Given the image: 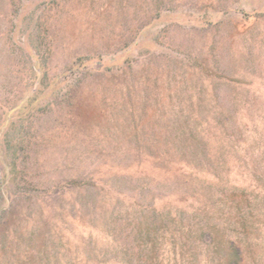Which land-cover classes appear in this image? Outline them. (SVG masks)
I'll use <instances>...</instances> for the list:
<instances>
[{
	"label": "rangeland",
	"instance_id": "obj_1",
	"mask_svg": "<svg viewBox=\"0 0 264 264\" xmlns=\"http://www.w3.org/2000/svg\"><path fill=\"white\" fill-rule=\"evenodd\" d=\"M135 107L141 137L185 116L191 123L207 122V138L216 140L205 150L225 144L217 142L225 130L235 141L234 148L212 154L233 163L226 178L246 190L226 183L217 197L190 202V209L167 219L170 242L179 240L174 219L184 227L193 223L199 234V217L216 212L218 223L208 218L207 227L218 243L227 247L234 241L245 250L237 264H264V148L247 141L242 115L250 114L258 130L257 113L264 114V0H0V191L6 195L0 213L7 209L0 219V264H66L85 247L108 242L96 226L97 215L75 202L87 185L85 173H106L117 144L137 145L125 126ZM189 152L182 150L196 156ZM207 162L210 169L216 160ZM14 163L26 166L20 190L8 174ZM101 164V170L93 169ZM159 182L150 191L136 183L143 191L133 203L145 212L133 211L136 220L129 210L127 236L119 244L131 246L133 225L147 233L153 228L156 235L169 210L163 209ZM42 206L51 211L48 241V227L32 220ZM195 235L191 231L184 243L191 245ZM95 260L89 264H112L110 255Z\"/></svg>",
	"mask_w": 264,
	"mask_h": 264
},
{
	"label": "trees",
	"instance_id": "obj_2",
	"mask_svg": "<svg viewBox=\"0 0 264 264\" xmlns=\"http://www.w3.org/2000/svg\"><path fill=\"white\" fill-rule=\"evenodd\" d=\"M206 14L207 12H205L202 17L208 16V14ZM203 27V29H208L205 28V26ZM202 57V55L201 57L196 56L195 59L200 60ZM206 60L212 63L211 58H207ZM133 93L135 95L137 90H133ZM145 110L146 108L143 106L142 112ZM136 111L137 108L135 107V112L131 110L132 115H130L131 112H129L130 114L125 117L127 118L125 119V126H128L130 131L133 132L129 138L131 139V142L133 140L136 141L137 145L128 144L120 146V144H117L119 145L117 148H119L114 150L111 154V156L115 158V163H108L106 165L107 167H110L106 170V173L104 171L103 173H98V175L97 171L94 170L85 173V178L83 179L87 180V185H81L82 187L81 192L78 195V202H75V206L82 209L83 212L85 211L86 214L93 217L97 215L98 222H96V226L99 224L101 225L99 226L100 234H103L104 240L107 238L108 242L97 244V249L96 247H93L92 249L85 247L81 250V257L78 258L75 253V256L72 255L75 258L69 260L66 264H89V261H96L95 259L97 257L100 259L104 256L109 257V255V261H111L112 264H223L220 263L219 257L225 259L224 264H237L238 262H243L245 258V250L243 248L238 246L234 241L229 242V244L227 243V247L221 244V242L218 243V240L213 233L214 229L207 227V225L210 226L207 224L208 218L210 221L216 220L217 222L214 221V223H218L216 212L210 214L211 218H204V216L199 217L201 219V228H199L201 232L199 234L196 233L198 226H195L192 223L184 227L182 222L179 221V218L174 219V239L176 237L179 240H172V242H170V238L168 239L167 237L169 225L166 221L171 215L177 217L178 212L184 209V207L190 209V206L188 205L192 201L203 202L202 198L206 200L209 196L217 197L216 193L218 189H221L222 187L227 189L226 187L231 185L230 187L234 190L236 187L240 186L239 184L235 185L234 183H231V179L228 180L227 178L229 176L225 173L228 169L233 167V163H230L231 165L225 163L223 157L218 154L220 153L219 148L223 146H225V148L222 150L227 151L228 149L226 146L234 148V139L231 138L225 130L224 138H218L217 140L218 143L222 141V143L225 144H221L218 149L215 148L208 150L209 153L207 149H204V146L213 144V141L216 139L215 137H213L214 139L207 138V131L206 128H204L207 126V122L203 119H198L191 123L185 116L173 120L171 124L172 126H167V129L169 128L168 130L164 129L166 126H163L156 132L152 131L151 136L145 135L141 137L137 133V128L135 127L137 126V123L135 122V119L137 118ZM246 111L247 110H245V112ZM242 115L244 117L243 132L247 136V141H251L254 148H257L255 145L264 148V114L259 111L257 113L256 123L259 125L258 130L254 129V126H251V121L253 120L250 114L248 115L244 113ZM141 116L142 114H140L139 117L140 121H142ZM224 120L227 126H229L231 119L228 118ZM134 123H136V125ZM219 145L220 144H218V146ZM182 150H189L190 154L195 152L196 156L193 158L196 159V162H193V158L191 159L189 156L183 155ZM213 150L218 153L212 154ZM17 152L16 149L14 153ZM209 160L213 161V163L216 160L215 164H212L210 169L209 163L207 162ZM225 160H227L226 157ZM102 166L104 165L101 164L97 168L92 167L95 170L98 168L101 170ZM7 168L9 169L8 174L13 173L14 175V178H11V181L14 179V189H22L18 188V184L21 175L26 172V166L21 168L18 163H14L12 166L8 165ZM84 169L86 172L88 167L81 166V170ZM242 172V170L239 171V173ZM96 175L101 178L104 176L106 177L105 179L100 180L96 178ZM153 176L160 178L159 183L161 184H158V186L163 192H165L163 198L164 201H166L163 203L165 206L163 209L168 208L169 210L165 214V220H163L162 225L154 229V232L156 231V235L154 234L155 236H153L152 233L153 228L147 233L145 229L133 225L130 229V233H128V236H131L133 239L132 244L129 248L125 247L122 245L123 243L119 244V239L122 241V236H124L125 232L127 236L129 213L132 211L131 216L136 220H139V216H137L136 213H133V211L136 212L137 209H140L141 212L137 213L140 216L141 213L145 212V210H142L143 208L141 205L133 203L135 202L136 196L139 197V194L143 191L141 188H136V183H141L140 186H144L147 191H150L151 186L149 185H152L157 179L150 181ZM206 176L208 178H206ZM240 176L242 178L243 175L241 174ZM172 179H174V181L176 180V184L182 183V186L180 187L181 184L178 186L174 184V182L171 184ZM226 183L229 185H226ZM205 184L207 185V189H204L207 194L206 198L202 195L203 185ZM10 188L12 187H8L9 193ZM239 188L246 190L244 186ZM136 190L135 197H131L133 191L135 192ZM2 191L3 188L0 191V204L6 201V195ZM130 204L134 205L131 207ZM202 209L204 212V207ZM153 211L154 213H157L156 210ZM6 212V208L1 210L0 219L6 215ZM37 212L40 217H35L32 220L33 222H41L43 226L48 227V232H45L47 235L46 241H48L49 238L52 239V230L49 225L51 211L45 210L42 206L40 208L37 207ZM159 213H162V210L159 211ZM192 215H194V219L198 217L197 212H193ZM30 218L32 217H29V219ZM32 220L30 219L28 223ZM190 221L193 222V219L191 218ZM196 224L198 225L197 222ZM214 225L217 226L216 224ZM93 227L95 226L93 225ZM37 228L38 231H42L40 226ZM191 231L196 235L194 236L192 244L187 245L184 241L188 240ZM158 233H160L159 236ZM31 238H34L32 234ZM109 240H112L111 244ZM54 244L57 245L56 242ZM46 245L50 246L49 243L46 244L45 242V246ZM49 259H51V257L46 259V261L50 263ZM41 260H38V262L43 264L44 261Z\"/></svg>",
	"mask_w": 264,
	"mask_h": 264
}]
</instances>
